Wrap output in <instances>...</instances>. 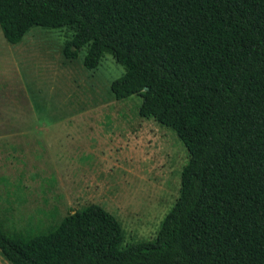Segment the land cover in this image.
<instances>
[{
  "label": "trees",
  "instance_id": "obj_1",
  "mask_svg": "<svg viewBox=\"0 0 264 264\" xmlns=\"http://www.w3.org/2000/svg\"><path fill=\"white\" fill-rule=\"evenodd\" d=\"M70 28L67 60L110 54L117 101L173 130L189 152L180 197L156 239L123 247L124 229L92 204L46 234L12 238L11 264H264V0H0L5 40ZM148 88V90H146Z\"/></svg>",
  "mask_w": 264,
  "mask_h": 264
},
{
  "label": "rangeland",
  "instance_id": "obj_2",
  "mask_svg": "<svg viewBox=\"0 0 264 264\" xmlns=\"http://www.w3.org/2000/svg\"><path fill=\"white\" fill-rule=\"evenodd\" d=\"M70 28L34 27L18 45L0 28V220L12 238L46 234L97 204L124 229L123 247L156 239L181 193L189 152L178 135L117 101L125 74L107 54L96 70L63 51Z\"/></svg>",
  "mask_w": 264,
  "mask_h": 264
},
{
  "label": "crops",
  "instance_id": "obj_3",
  "mask_svg": "<svg viewBox=\"0 0 264 264\" xmlns=\"http://www.w3.org/2000/svg\"><path fill=\"white\" fill-rule=\"evenodd\" d=\"M1 222V220H0ZM0 264H11L0 250Z\"/></svg>",
  "mask_w": 264,
  "mask_h": 264
},
{
  "label": "water",
  "instance_id": "obj_4",
  "mask_svg": "<svg viewBox=\"0 0 264 264\" xmlns=\"http://www.w3.org/2000/svg\"><path fill=\"white\" fill-rule=\"evenodd\" d=\"M146 90H148V88H146Z\"/></svg>",
  "mask_w": 264,
  "mask_h": 264
}]
</instances>
